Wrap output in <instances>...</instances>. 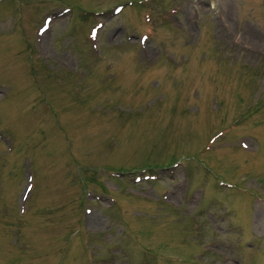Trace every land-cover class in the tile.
<instances>
[{
	"label": "rangeland",
	"instance_id": "obj_1",
	"mask_svg": "<svg viewBox=\"0 0 264 264\" xmlns=\"http://www.w3.org/2000/svg\"><path fill=\"white\" fill-rule=\"evenodd\" d=\"M0 264H264V0H0Z\"/></svg>",
	"mask_w": 264,
	"mask_h": 264
}]
</instances>
